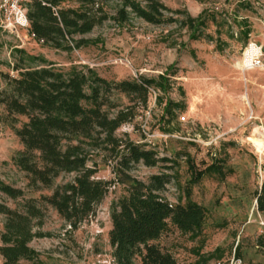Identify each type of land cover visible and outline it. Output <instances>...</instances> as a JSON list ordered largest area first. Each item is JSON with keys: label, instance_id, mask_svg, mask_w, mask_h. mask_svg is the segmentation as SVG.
I'll use <instances>...</instances> for the list:
<instances>
[{"label": "trees", "instance_id": "obj_1", "mask_svg": "<svg viewBox=\"0 0 264 264\" xmlns=\"http://www.w3.org/2000/svg\"><path fill=\"white\" fill-rule=\"evenodd\" d=\"M109 1L26 0L29 32L36 41L67 52L96 44L100 42L98 38L82 35L110 18L105 10ZM115 1L121 3L112 17L118 23L129 20L131 15L155 25L178 23L189 30L191 40L214 42L219 52L229 46L228 39L246 43L252 32L249 19L243 16L239 19L238 15L233 19L238 28L235 32L227 12L222 10L204 8L193 16L160 0ZM68 3L76 6H67ZM210 25L215 26L216 35L207 31ZM13 54L15 62L9 66L18 71V76L0 71L6 80V88L0 91V103L6 110L4 119L23 145L13 161L28 174L29 184L35 190L45 187L51 193L26 198L22 188L0 179V193L14 200L22 198L15 208L0 202V214L4 216L0 227L3 264H47L31 246L33 239L44 235L36 226L43 223L46 208H53L71 229H78L96 216L116 183L126 185V193L114 199L110 207L111 264H183L158 243L171 226L191 241L201 242L193 249L196 259L188 264H209L224 258L226 249L221 246L202 251L210 210L193 199V179L186 185L180 183L178 160L160 156L156 149L136 142L129 135L117 134L123 124L136 118L138 108L147 109L152 90L157 104L163 106L161 130L166 133L180 130L178 115L186 111L187 103L185 99L167 96L174 87L170 77L174 74L168 73L172 65L154 77L139 75L135 79L116 80L102 76L89 65L58 66L45 56L30 54L22 48H16ZM192 54L195 56L194 51ZM180 91L185 96L181 86ZM124 97L129 104L124 105ZM19 117L27 118L20 126ZM101 163L112 164L114 179L95 176ZM138 163L160 167L162 171L145 182L130 173ZM63 173H75V177L56 184ZM226 174L224 164L212 158L201 176L224 178ZM173 180L180 191L177 203L163 194ZM255 197L258 210L264 212V182ZM237 250L238 247L235 255L241 258Z\"/></svg>", "mask_w": 264, "mask_h": 264}, {"label": "rangeland", "instance_id": "obj_2", "mask_svg": "<svg viewBox=\"0 0 264 264\" xmlns=\"http://www.w3.org/2000/svg\"><path fill=\"white\" fill-rule=\"evenodd\" d=\"M139 1L144 3L145 0ZM160 1L193 16H198L204 8L225 11L235 32L238 28L234 16L247 17L252 26L249 39L264 45V0ZM67 6L76 4L68 3ZM120 6L115 0L107 2L105 10L110 18L82 35L98 38L100 42L71 52L36 41L26 29L8 30L0 26V71L18 76V71L9 66L15 62L13 51L16 48L43 55L58 66L89 65L102 76L116 80L135 79L139 75L154 77L172 65L168 73L174 74H169L174 87L167 96L174 100L185 99L187 103L186 111L178 115L180 130L173 133L161 130L163 106L157 104L152 90L147 109L138 108L136 118L123 124L117 134L147 143L160 156L176 158L182 185L193 179V199L210 210L204 226L203 252L221 246L226 249L222 264H264V212L258 210L255 197L264 182V154H259L251 142L256 127L264 132V70H241L240 62L249 40L243 43L236 38L228 39L223 33L229 46L219 52L214 42L191 40L189 30L178 23L155 25L135 15L118 23L112 17ZM215 29L210 25L207 31L216 35ZM180 86L185 96L181 95ZM5 88L6 80L0 76V91ZM126 104L129 100L124 97ZM5 115V107L0 103V179L22 188L26 198L50 194L45 187L35 190L29 184L28 174L14 164L13 156L23 145L5 121ZM19 119L18 126L27 120L26 117ZM212 158L224 164L227 171L224 178L201 176ZM160 171V167L138 163L130 173L147 182L152 174ZM95 176L114 179L112 164L101 163ZM74 177L75 173H63L56 184ZM125 193L126 185H112L96 216L75 230L56 210L47 207L43 223L36 226L44 235L33 239L31 246L41 253L47 264H111L110 207L114 199ZM163 194L173 203L178 202L180 191L174 180ZM0 202L15 208L22 198L14 200L0 193ZM3 218L0 214V227ZM158 243L183 264L196 259L193 249L201 244L199 240L191 241L174 226ZM237 247L241 258L235 255ZM218 261L214 259L209 264H218ZM0 264H3L1 255Z\"/></svg>", "mask_w": 264, "mask_h": 264}, {"label": "built area", "instance_id": "obj_3", "mask_svg": "<svg viewBox=\"0 0 264 264\" xmlns=\"http://www.w3.org/2000/svg\"><path fill=\"white\" fill-rule=\"evenodd\" d=\"M26 0H0V26L8 30L26 29L29 32L30 22L25 6ZM33 37L34 35L31 34ZM244 72L264 69V45L249 39L242 56ZM112 262V260L110 261ZM218 264H222L218 261Z\"/></svg>", "mask_w": 264, "mask_h": 264}, {"label": "bare ground", "instance_id": "obj_4", "mask_svg": "<svg viewBox=\"0 0 264 264\" xmlns=\"http://www.w3.org/2000/svg\"><path fill=\"white\" fill-rule=\"evenodd\" d=\"M240 67H241V70L243 71L242 59L240 62ZM261 70H264V69H261ZM244 98L249 101L248 96H245ZM247 105H249V102L247 103ZM253 134L254 135L251 138V142L255 146L257 152L262 155V154H264V132L259 127H256L254 129Z\"/></svg>", "mask_w": 264, "mask_h": 264}, {"label": "crops", "instance_id": "obj_5", "mask_svg": "<svg viewBox=\"0 0 264 264\" xmlns=\"http://www.w3.org/2000/svg\"><path fill=\"white\" fill-rule=\"evenodd\" d=\"M250 71H252V70H250Z\"/></svg>", "mask_w": 264, "mask_h": 264}]
</instances>
